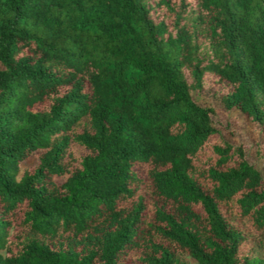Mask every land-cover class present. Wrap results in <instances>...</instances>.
<instances>
[{"label":"trees","instance_id":"trees-1","mask_svg":"<svg viewBox=\"0 0 264 264\" xmlns=\"http://www.w3.org/2000/svg\"><path fill=\"white\" fill-rule=\"evenodd\" d=\"M206 74L264 123V0H0V264H264Z\"/></svg>","mask_w":264,"mask_h":264},{"label":"rangeland","instance_id":"rangeland-1","mask_svg":"<svg viewBox=\"0 0 264 264\" xmlns=\"http://www.w3.org/2000/svg\"><path fill=\"white\" fill-rule=\"evenodd\" d=\"M226 89L227 87L216 80L215 76L206 74L203 77L202 88L192 90L191 95L197 102L213 107L212 121L219 134L231 143L242 144L247 160L253 163L264 175V123L252 122L235 107L223 108L218 96ZM37 156L36 151L30 153L20 162V169L34 165ZM53 179L60 183L63 181L64 175H55ZM182 259L187 264H196L194 259L188 255H183Z\"/></svg>","mask_w":264,"mask_h":264}]
</instances>
